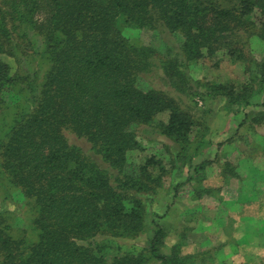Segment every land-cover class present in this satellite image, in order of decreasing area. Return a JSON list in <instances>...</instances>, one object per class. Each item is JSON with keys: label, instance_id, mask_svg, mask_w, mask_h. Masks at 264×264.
Masks as SVG:
<instances>
[{"label": "trees", "instance_id": "obj_1", "mask_svg": "<svg viewBox=\"0 0 264 264\" xmlns=\"http://www.w3.org/2000/svg\"><path fill=\"white\" fill-rule=\"evenodd\" d=\"M121 24L180 34L183 58L169 49L159 56L150 45L130 43ZM29 33L38 35L41 45L30 41L25 50L19 43ZM251 35L264 39V0H0V124L5 127L0 203L19 192L35 211L36 233L35 241L22 247L24 239L13 238L0 215V264H144L140 253L107 259L91 238L144 231V197L155 190L164 168L153 176L158 162L152 156L143 163L129 161L130 151L141 150L136 127L166 112L160 132L179 142L182 153L193 123L174 98L141 86L139 77L158 58L167 82L187 94L186 63L213 57L222 48L232 61L241 60L243 39ZM20 50L48 63L38 86L30 80L34 67L30 75L11 72L7 58ZM210 90L209 96L249 106L251 95L263 89L237 93L215 85ZM66 131L89 142L107 168L71 145ZM203 164L194 165L189 178ZM165 235L155 223L149 254L159 264H188L178 253L179 243L170 253L161 252Z\"/></svg>", "mask_w": 264, "mask_h": 264}, {"label": "rangeland", "instance_id": "obj_2", "mask_svg": "<svg viewBox=\"0 0 264 264\" xmlns=\"http://www.w3.org/2000/svg\"><path fill=\"white\" fill-rule=\"evenodd\" d=\"M121 28L128 41L136 46L150 45L158 50L159 56L169 49L171 55H177L179 60L183 58L181 35L178 33H169L162 27L155 30L136 29L121 24ZM23 39L24 42L19 43L23 49L30 41L34 42L36 48L41 45V39L36 34L29 33ZM241 48V60L232 61L222 48L213 57L186 63L189 75L187 94L177 92L167 82L158 58L150 72L140 75L138 82L141 86L151 87L174 98L180 108L190 115L193 124L182 153L179 142L160 132L161 123L167 120L166 112L157 114L150 123L136 127V138L141 150L130 151L129 161L143 163L152 156L158 162L152 167L153 176L160 173L158 167H163L164 171L161 172L155 190L144 197L147 210L143 218V232L132 237L105 233L91 238L94 244L103 247L100 252L105 258L110 259L124 252L140 253L145 258L144 264H159L148 251V239L153 233L154 224L158 223L166 234L161 252L168 254L172 246L179 243L178 253L186 256L188 264H236L235 261L246 264L247 258L250 261L253 259L256 264H264V235H256L253 248L241 243L236 249L232 242L225 245L224 240L229 236L216 234L215 226L206 224V220L215 224L216 212L223 209L232 211L235 208V192L229 186L226 188L219 184L220 174H223L219 169L227 170L228 173L232 171L229 159L236 156L230 147L239 121L242 125L247 118L244 110L252 109L250 106L255 111H262L264 115V80H261L262 74L258 75L264 73V39L257 35L245 37ZM7 61L12 73L27 72L30 75L28 69L34 67L37 70L36 76L30 80L33 79L36 86L42 82L48 69V63L40 55L32 57L22 50L15 57L7 58ZM215 85H223L237 93H248L251 88L257 90L259 86L263 90L251 95L253 104L244 106L222 95H207ZM30 95L33 97L31 92ZM6 119L9 121L10 117L6 116ZM4 129L0 124V133ZM65 135L71 145L77 146L100 167L107 168L84 138L69 131ZM203 161V166L198 172L195 171L198 174L189 178V175H193L194 165ZM109 172L114 173L113 170ZM0 177L5 182L3 174ZM3 200V204L0 203V215L9 224V234L16 240L24 239L22 247H28L36 239V233L31 227V219L35 214L31 203L19 192H15L13 198L10 196ZM263 206L264 203H258L254 208L256 211L262 210ZM229 235L233 240L236 239L234 233ZM78 243L85 244L86 240H79Z\"/></svg>", "mask_w": 264, "mask_h": 264}, {"label": "crops", "instance_id": "obj_3", "mask_svg": "<svg viewBox=\"0 0 264 264\" xmlns=\"http://www.w3.org/2000/svg\"><path fill=\"white\" fill-rule=\"evenodd\" d=\"M249 108L252 109L244 110L247 113L245 122L238 126L239 121L234 131L236 136L230 149L236 158L229 159L232 171L228 173L227 170L219 169L223 173L219 172V184L235 192V208L216 212L215 224L206 220L207 225L215 226L216 234L230 237L224 240L225 245L232 242L236 249L241 243L253 248L256 235H264V206L262 210L256 211L254 208L256 204L264 203V115L260 110ZM230 233H234L236 239L233 240ZM246 260V264H256L253 259ZM235 263L239 264L237 261Z\"/></svg>", "mask_w": 264, "mask_h": 264}]
</instances>
